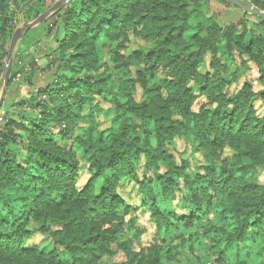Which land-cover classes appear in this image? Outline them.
<instances>
[{
  "label": "trees",
  "instance_id": "1",
  "mask_svg": "<svg viewBox=\"0 0 264 264\" xmlns=\"http://www.w3.org/2000/svg\"><path fill=\"white\" fill-rule=\"evenodd\" d=\"M47 1L0 0V80L17 14L37 20ZM207 1L70 0L40 24L51 81L0 123V264H264V89L228 90L233 64H255L264 87V22L222 26ZM19 61L9 86L23 74L30 86L37 65ZM175 140L202 174L178 164ZM129 179L150 196L155 246L118 193ZM37 233L51 248L29 243Z\"/></svg>",
  "mask_w": 264,
  "mask_h": 264
},
{
  "label": "rangeland",
  "instance_id": "2",
  "mask_svg": "<svg viewBox=\"0 0 264 264\" xmlns=\"http://www.w3.org/2000/svg\"><path fill=\"white\" fill-rule=\"evenodd\" d=\"M68 0H48L46 7L49 10L57 3H65ZM66 7V6H64ZM48 12V11H47ZM205 15L208 17H214V19L221 24L222 26H226L229 24H238L242 20H246L248 23V28L253 31L254 28L251 27L253 23H256V19L253 17H247L245 18V14L243 11L239 9H233L223 6L218 0H209L206 2V5L204 7ZM46 13V12H45ZM52 15V14H51ZM17 20H16V30L23 29L26 26L32 24L36 20L33 21H26L20 14H17ZM45 22L53 23V19L49 16L47 19H45ZM42 24V23H41ZM53 39L51 36H46V31L43 27H40V24L33 28L31 31H29L25 37H23L21 40H19L14 54H13V63H12V72L13 74L16 62H19V60L23 61L22 67H24V72L27 73L30 70L29 64L35 63L37 65L36 69H34L33 74L30 76L32 77V85H28L23 81V75H18L17 79L13 82L11 86L8 87L7 95L4 100L3 106L0 108V123L3 121L5 117V113H7L8 107L15 101H18L20 99H26L29 98L33 93L38 90L40 86H45L48 84L51 79V73L44 71V68L46 67L48 61L47 52H50L54 48ZM137 46H134L133 48H136ZM218 58H220L222 61H225L224 57L222 56L221 51L218 53ZM210 57H207V62H209ZM19 64L18 66H20ZM42 69V70H41ZM205 67L202 68L203 71H205ZM22 70V69H21ZM230 76L233 77V81L228 88L230 93H236L238 92L241 87L245 83H251L253 85V88L256 92H260L264 89L260 82V73L259 68L253 64L249 63L245 66H240L233 64L230 66ZM163 76L160 75L156 79L150 81L151 87H157L162 82ZM5 88V77L0 80V101L3 96V91ZM137 100L140 102H144L146 100V94L142 92L141 90L138 91ZM208 103L207 99L205 97H201L197 100L195 103L193 110L195 112H198L203 105ZM256 107L258 108L260 112H264V102H257ZM13 109H10L12 111ZM169 148L176 158V161L178 164H181V162H189L190 167L187 169V173H200L201 171L198 170V166L194 162V158L192 156L193 153V147L189 144L181 141V140H175L171 145H169ZM143 164L138 163L137 164V171L138 176L140 179H143L146 175L144 174L143 170ZM164 171V169H163ZM150 177H153V175H149ZM259 182L264 183V172H261L259 174ZM87 179V176L82 177V180L80 181V185L85 184V181ZM128 182V183H127ZM126 183H124L122 188L118 189V193L120 197L123 199L126 205H129L131 207V218L137 217L138 222L136 223L137 229L141 230L143 233L140 236V242L145 247H151L158 244L159 240L157 238V230L156 227L152 224L150 216L146 214L144 203L148 202L150 200V196L146 193H141L139 190V187L137 186L136 182H131L130 179L127 180ZM178 214H187L183 213L182 211H178ZM130 235H134V233H130ZM127 236L119 237L120 241L125 240ZM30 244H37L42 248L49 249L51 248V242L50 240L45 237L44 235L37 233L34 235V239L29 242ZM174 246H181L180 242H175ZM177 247V248H178ZM179 251H181L180 248H178ZM182 253V251H181ZM105 264H110V261L108 258L104 259Z\"/></svg>",
  "mask_w": 264,
  "mask_h": 264
},
{
  "label": "water",
  "instance_id": "3",
  "mask_svg": "<svg viewBox=\"0 0 264 264\" xmlns=\"http://www.w3.org/2000/svg\"><path fill=\"white\" fill-rule=\"evenodd\" d=\"M223 1L226 2L227 4H229L230 6H233L237 9L243 11L246 14H250L252 16L259 17L264 22V12H262L259 8L255 7L250 0H223ZM69 2H70V0H68L67 2H65L63 4H61V3L55 4L48 12L43 14L35 22L26 26L23 29H19V30H16L14 32L12 42H11V46H10V50H9V56L7 59V72L5 74V88L3 91L2 99L0 101V108L3 106L4 100H5L6 95H7V90H8L11 72H12L13 54H14L15 48H16L19 40H21L23 37H25L26 34L29 31H31L33 28H35L39 24L43 23L45 21V19L48 18L49 15H51L52 13L57 11L58 9L63 8L64 6H67L69 4Z\"/></svg>",
  "mask_w": 264,
  "mask_h": 264
}]
</instances>
